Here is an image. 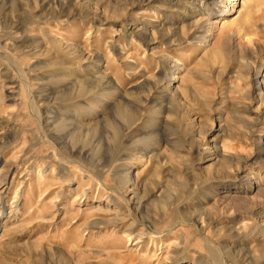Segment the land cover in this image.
Segmentation results:
<instances>
[{
	"label": "rangeland",
	"instance_id": "obj_1",
	"mask_svg": "<svg viewBox=\"0 0 264 264\" xmlns=\"http://www.w3.org/2000/svg\"><path fill=\"white\" fill-rule=\"evenodd\" d=\"M0 264H264V0H0Z\"/></svg>",
	"mask_w": 264,
	"mask_h": 264
},
{
	"label": "bare ground",
	"instance_id": "obj_2",
	"mask_svg": "<svg viewBox=\"0 0 264 264\" xmlns=\"http://www.w3.org/2000/svg\"><path fill=\"white\" fill-rule=\"evenodd\" d=\"M216 10V9H215ZM219 10L217 9V12H218ZM225 22V21H224ZM206 32V30H205V27H200L199 28V30H198V37H205V35H203L204 33Z\"/></svg>",
	"mask_w": 264,
	"mask_h": 264
}]
</instances>
